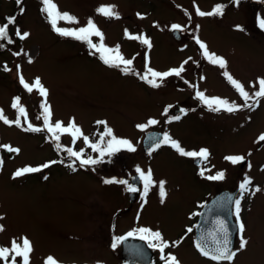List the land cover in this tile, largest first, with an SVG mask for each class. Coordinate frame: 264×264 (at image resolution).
<instances>
[{"label":"rangeland","instance_id":"1","mask_svg":"<svg viewBox=\"0 0 264 264\" xmlns=\"http://www.w3.org/2000/svg\"><path fill=\"white\" fill-rule=\"evenodd\" d=\"M177 1L185 4V10L195 14L189 18L188 12H182L183 8L169 4L168 0H54L61 12L78 20V23L60 21L59 27H84L92 19L104 33V43L110 48L119 46L126 59H133L132 67L141 75L149 67L163 72L184 59H205L196 42L182 47L172 36L171 26L185 21L191 22V27L210 52L227 61L226 69H222L218 65L211 68L205 60L196 78L193 77L194 66L189 64L192 79H176L154 88L139 75L124 74L120 68L104 64L99 53L93 54L94 50L85 42L59 35L41 11V0H23L22 5L17 4V0H0V24L9 17H16V23L9 26L14 43L0 41L4 44V48H0V109L9 120L17 119L18 112L12 104L19 96L27 110L28 121L42 129L39 132L24 131L27 122L23 117H20L22 127L0 121V145L20 149L19 153H7L0 147V158L3 159L0 168V225L4 228L0 232V246L11 247L13 240L20 242L27 237L33 246L31 264H45L48 256L54 257L59 264H118L121 245L118 244L115 251L109 247L110 216L115 214L117 217L116 232L127 226L128 232L148 228L150 224L158 225L160 220L146 216L145 210L142 212L143 202L134 208L127 204L122 211L117 210L128 203L125 185L105 184L104 174L127 180L137 167L140 168V163L144 164L155 156L159 157L155 167L160 179L166 181L165 190L168 192L173 186L178 189V195L165 197L163 202L156 194L149 200L150 206L155 203V208L150 211L162 217L163 223L169 215L177 219L184 211L182 207L204 197L207 187L203 180L199 182L195 178L193 160L180 155L173 147L145 155L142 142L146 129L141 130L138 125L147 124L149 116L159 114L160 108L176 106V101H192L193 85L204 90L208 97L216 95L243 105V99L223 73L229 72L250 93L257 91L259 78H264V37L262 41L257 37L264 36V32L257 29L255 18L248 12L249 7L254 9L257 4L253 6L247 0H239L237 8L229 9L223 15L203 17L196 14V6L207 8L213 0ZM101 5H115L119 18L98 14ZM21 7L24 9L22 14ZM209 8L213 9V5ZM241 9L243 15L239 14ZM17 28L21 33H29L28 37L18 40ZM126 31L146 36L152 47L149 49L141 41L129 39ZM183 41L189 42L187 37L180 42ZM93 42L99 43V38L93 37ZM5 65L11 71H5ZM20 74L29 83L40 78L48 89L46 101L51 106L53 123L60 121L67 126L74 119L91 142L99 140L106 127L111 128L116 137L130 140L136 151L121 148L103 158L98 153L100 163L82 167L77 162L75 170L69 167L72 161L59 163L60 150L52 143L51 134L43 123L41 104L45 98L35 89L28 93L19 82ZM38 116L41 118L37 119ZM187 116L185 121L181 120L182 125L179 121L175 126H169L175 127L173 132L186 151L208 149L212 174L216 175L222 167L226 169L223 180L206 183L212 185L213 191L221 187L240 188L246 178L251 179L252 190L261 189L255 195L244 193L242 199L239 189L245 214L243 236L248 244L243 250L239 247L232 262L222 264H264V142H258V137L264 134V98L254 110L243 107L238 113H214L200 107L191 116L195 119L206 116L212 122L195 125V129L188 127L191 118ZM98 121H104L106 125ZM166 124L164 115L156 125L165 128ZM108 139L110 137H104L105 143ZM63 140L68 147L83 150L84 158H93L94 151L82 138L73 143L72 137L65 134ZM227 156H244L247 163L233 164L225 159ZM51 161L57 163L40 173L14 178L18 169L38 167ZM167 200L180 204L181 208L172 213L175 205H164ZM165 227L168 234L176 232ZM180 246L181 264H217L200 258L188 241ZM185 251L191 255H186Z\"/></svg>","mask_w":264,"mask_h":264},{"label":"snow or ice","instance_id":"2","mask_svg":"<svg viewBox=\"0 0 264 264\" xmlns=\"http://www.w3.org/2000/svg\"><path fill=\"white\" fill-rule=\"evenodd\" d=\"M43 7L41 11L45 13L51 23L54 31H56L61 36H68L72 37L76 40H80L85 42L90 49L94 50L93 54L99 53V58L103 61L104 64L108 65L109 67L120 68L124 74H135L139 75L140 79L144 80L147 84L154 88H159L161 83L163 82L164 78L170 76L180 77L181 73L185 71L184 65L182 64L180 67L172 68L166 72L156 71L152 68H147V71L141 75L140 73H136L132 67L133 59H126L124 55L121 53L119 46L115 48H110L104 43V33L99 29L96 23L89 19L88 23L84 27L79 28H63L59 27L58 24L60 21H67L69 23H78V20L66 12H61L58 8V5L54 2V0H41ZM238 4L239 0H235ZM23 0H17V4L22 5ZM224 5H216L212 11L205 12L202 11L199 6H196V14L203 17V16H215V15H223ZM24 9L21 7L20 12L23 13ZM98 14L103 15L107 18H119V13L116 11L115 5H101L97 9ZM187 14V13H186ZM189 18L190 14H189ZM16 23V17L12 16L7 18L6 22L0 24V41L6 40L8 44L14 43L9 35V26L14 25ZM259 26L264 29V18L259 20ZM174 31L181 30L182 26L179 24H174L171 26ZM15 35L18 36L21 40L26 39L29 33L24 32L21 33L19 28L15 30ZM129 39L139 40L143 44L147 45L150 49L152 47L151 41L146 36L142 35H132L127 33ZM93 37L99 38V43L93 42ZM196 43L202 49V55L205 59H207L210 63L214 65H218L222 69H226L227 61L221 57L216 55L213 52H210L206 43L201 41L198 37L196 38ZM0 48H4V44H0ZM19 55V53H16ZM31 62V60L29 61ZM188 61H185L186 64ZM5 71H11L6 65L4 66ZM223 75L227 78L230 84L238 91L240 97L243 99L244 104L238 105L235 102H230L227 99L220 98V97H208L203 92L197 90L196 97L200 99L211 111L219 112L221 110L227 111L229 113L240 111L243 107H247L248 109L254 110L255 107L260 105V101L264 98V78H259L258 80V90L250 93L245 89V86L238 80H236L229 72L225 71ZM19 82L24 87V89L28 93H32L35 90H38L39 94L45 98V101L41 104L42 108V118L44 127L46 130L51 134V138L56 142V148L58 150H63L67 153L68 157L74 158L72 159V163L69 167L75 170V163L79 161V164L83 166L87 165H95L101 162V160L94 159L91 156L84 158V151H76L72 147H63L59 141L61 135L68 134L72 137L73 143L76 140L82 138L84 143L87 144L93 151L98 152L100 157L103 158L105 155H112L115 152L120 151L121 148H126L130 152L136 151L133 143L128 139L118 138L114 135L113 130L111 128L106 127L105 132L101 135L99 142L93 143L91 142L88 136L83 134L82 129L76 124L75 120L69 122L67 126L64 125L63 122L57 121L55 123L52 122V111L51 106L47 103L46 97L48 95V89L42 84L40 78H36L34 82L29 83L25 80L22 74L19 75ZM256 85H253L255 87ZM193 87H196L193 85ZM251 101V102H250ZM12 108L16 109L18 112L17 119L9 120L4 113L3 109H0V121H3L5 124H15L18 127H22V122L20 117H23L25 122H27V127L24 128V131H33L39 132L42 129L39 127H35L30 121H28V113L26 108L21 104V98L19 96L14 98V102L12 104ZM167 112V109L165 110ZM184 109H181V112H184ZM41 117L38 116L37 119ZM172 119L179 120L180 116H174ZM100 124H105L104 121H98ZM159 123V121L155 119H150L147 124L138 125L141 130L147 129L150 125H155ZM110 137L105 143L104 137ZM152 140V137H149ZM258 142H264V134H261L258 137ZM161 143L163 144H170L180 155L182 156H189V157H198L202 160H207L210 153L208 149H201L200 151H186L184 148L180 146V143L167 133L164 134L162 141L155 140L154 143L151 145L149 150V155L151 152L154 151L156 148H159ZM8 152L19 153V148H14L11 145H0ZM226 160L230 161L233 164L241 163L244 161V156H227L225 157ZM64 161L61 160L59 163H63ZM57 161H51L49 163H45L38 167L26 166L24 168L18 169L14 173L15 177L24 176L27 173H35L41 172L43 169L49 168L51 164H55ZM3 166V159L0 158V168ZM249 167L251 165L249 164ZM136 172L139 174V179L143 182V196L146 198L150 189L157 184V182L153 179V173L149 169L147 172L137 167ZM205 170L202 169L200 172L201 176H204ZM47 179V177H45ZM208 180H223L224 173L218 172L216 175H209L206 177ZM105 184H123L127 185V191L129 192H137L139 189L128 182L125 179H106L104 180ZM166 181H159V195L161 197V202L164 201V198L167 196V192L165 190ZM252 181L250 178H246L243 183L240 184L241 189V199L243 198L244 193L251 192L252 195H255L256 192L261 191L259 187H256L254 190L250 188ZM231 203L235 205V217L238 222V231L240 235V250H243L248 241L244 238L243 233L245 230L244 223L240 221V212H241V199H235L234 201L231 198H228ZM216 229L212 232L208 233L209 240H205L203 237L196 242V248L198 251L204 256L209 258L212 261L217 262V264H221V262L228 261L232 262L236 255L237 251L233 250L230 247L231 241L229 239L230 233L228 224L223 219L216 220ZM4 228L0 225V232H3ZM189 232L192 231L191 228L188 229ZM139 236L141 240H144L148 243V246L153 249H158L159 252L162 254L161 259L164 260L165 264H181L179 259L172 254H165V249L170 247L168 241H166L159 231H153L150 228L141 227L136 229L135 231L129 232L127 236H120L115 238V242L113 243L112 247H117L118 244L123 243L128 237L131 236ZM33 252L32 242L27 238L24 237L20 242L17 240H13L11 243V247H3L0 246V261H3V264H31V253ZM17 258H20L19 261ZM45 264H59L54 257L48 256L46 258Z\"/></svg>","mask_w":264,"mask_h":264},{"label":"flooded vegetation","instance_id":"3","mask_svg":"<svg viewBox=\"0 0 264 264\" xmlns=\"http://www.w3.org/2000/svg\"><path fill=\"white\" fill-rule=\"evenodd\" d=\"M251 5H256V8H252V7H249L248 9V12L250 13V16H253L255 18V25L257 26V29L259 30H262L264 32V29H262L260 26H259V20L260 18H264V0H247ZM169 4L173 3L174 6H176L177 8L178 7H181L183 8L181 11L182 12H188V14L190 15H194L195 13L191 12V10H185V4L184 3H179L177 0H168ZM185 2V1H183ZM212 2V3H211ZM209 4H208V7L207 8H200L202 11H205V12H209V11H212L214 9V7L216 5H224V11L223 13H227L229 11V9H231L232 11L237 8L236 5L237 3L235 2V0H213L211 1ZM213 5V9H210L209 6L210 5ZM239 12V10H237ZM143 12V11H142ZM243 12V9L240 10L239 14L240 15H243L242 14ZM145 13V12H144ZM179 25H181L183 27L182 31L179 33V34H176L175 31L173 29H171V34L172 36L176 39V41L178 42L177 44L184 47L186 45H189V44H192V42H196V38L198 37L197 33L193 30V28L191 27V22H181V23H177ZM253 34V33H252ZM254 35V34H253ZM185 37L188 38V41H183L184 43H181L180 41H182ZM262 37H257V38H260L261 41H262ZM199 38V37H198ZM180 43V44H179ZM192 60V61H191ZM207 60V59H203V58H197V59H194V58H190V59H184L180 64H178L177 66L176 65H171V67H169L168 69L166 70H163V72H166V71H169L170 69L172 68H177V67H180L182 64L184 65V68H185V71L183 73H181V76L180 77H176V76H170V77H166L164 78L163 82L161 83V85H163L165 82H171V81H174L176 79H183L184 81H189V77L192 79L191 75H190V71L188 69V66L189 64H192L194 66V74L195 76L193 77H197L199 74H198V69L199 67H201L203 65V62ZM185 61H188L186 64L184 63ZM208 61V60H207ZM209 62V61H208ZM210 65V67L212 68V66H214V64L212 63H208ZM190 75V76H189ZM194 78V79H195ZM193 79V80H194ZM198 89H196V87H193L192 91H193V99L192 101L190 102H187V101H183L182 103H180L179 101H176L175 105H172L170 108L169 106H166V107H163V108H160V110L157 112L159 114H156V115H150L149 116V120L150 119H155L157 121H161L162 119V116L165 115V121L167 122L165 128H161L159 126H157L156 124L151 126V127H148L145 131V133H147L149 130H162L164 131L165 133H167L169 136L172 137V139L176 140L179 142L178 140V136H176L173 132V129L175 127H172V126H175V123L177 122H181L182 121H185L186 119L184 118L185 116H187L188 118L190 117L191 118V122H189V125L188 127L189 128H196L197 126L195 125H209L211 124V120H207L206 116L205 117H201V119H195L193 118L192 113H194V111H196L198 108L200 107H203L206 109V111H210V112H214V113H225V114H228L229 112L227 111H224V110H221L219 112H216V111H211L207 105H205L200 99H198L196 97V91ZM203 93H205L204 90H199ZM211 97H213L211 95ZM216 97V95L214 96ZM184 109L185 111L184 112H181V109ZM167 109V112L165 111ZM239 111L237 112H233V113H238ZM190 115V116H189ZM174 116H180V119L179 120H175V119H172V117ZM213 116V115H212ZM186 117V118H187ZM216 119L217 117L214 116L213 117V121L216 122ZM179 122V123H180ZM207 122L209 124H207ZM169 124H172V126H169ZM179 125H182V122L179 124ZM178 125V126H179ZM177 126V127H178ZM164 147H171L170 144H163L161 143L160 147L159 148H156L154 151L151 152V155H153L155 152L159 151L160 149L164 148ZM145 151V150H144ZM145 155H149V151H145ZM98 152H95L94 151V159L98 158ZM145 157V156H144ZM148 157H153V156H148ZM184 157H187V156H184ZM158 158V159H157ZM191 160H193L191 163L193 165V168H194V173H195V178L201 182V180H203V182H205V188L207 187V189L205 190L204 192V197L199 199V200H196V201H193V202H189L187 203V206H184V207H180L179 205L180 204H173L174 202L173 201H165L163 204L164 205H175V207H172V213L174 212V210L178 207H180L181 209H184V211L182 213L179 214V217L177 219L174 220L173 217H171L168 213V215L170 216V222H168V219H169V216L167 218L166 221H164L165 225L170 229V232H173L172 230H176V232L174 233H171V234H168V231H167V228L165 227L163 221L161 219H163L162 217L160 218L155 216V212L153 211H150L151 209H154L155 208V203L153 206H150L149 204L151 203L149 200L156 195H159V187H158V182L161 181L160 177L158 176V173H157V170H156V163H158L159 161V157L155 156V158H152L151 160H147L145 161V163H140V169L144 170L145 172H147L149 169L152 171L153 173V179L157 182V184L155 186H153L149 193H148V196L145 198L143 196V182L139 179V178H134L133 176L135 174H138L137 172H135L131 177H129L127 180L130 184H132L133 186L137 187L139 189V191L133 193V192H129L127 191V185H125V191L127 193V197H128V203H126L124 206H121L120 209H118L117 207V210H121L128 204V206H132L133 208L136 207V206H139L142 204L143 202V209H142V212H145L147 213L146 216H151L153 219H156V220H160L158 222V225H154V224H150L148 226V228L152 229L153 231H159L162 233L164 239L166 241L169 242L170 244V247L165 249V254H172V255H175L180 261H181V252L179 250V248L181 247L180 245L183 244L184 242H189L190 246L192 247L193 251L196 253V254H199V257L202 258V259H205L206 261H209V262H214V263H217L215 261H212L210 260L209 258L207 257H204L199 251L198 249L196 248L195 246V240H196V236L198 234V231H197V223H198V220L200 218V215H201V212H202V209L204 207V205L206 204V202L208 200H210L216 193L222 191L223 189H226L225 188H220V189H217L216 191H213L212 190V185L210 186L209 184L211 183H215V182H218L219 180H208L206 179L207 176L209 175H215V174H212L211 173V169L209 170V162H208V159L207 160H202L201 158L199 159V162L197 163L196 161V158L197 157H187ZM156 159V160H154ZM226 167V166H225ZM204 169L205 170V173H204V176H201L200 175V172L201 170ZM226 169L225 168H220L219 172H223L224 173V176L226 175ZM104 180L106 179H113L114 178V175L112 174H104ZM134 181H137V182H133ZM134 183H138V185H135ZM206 183H209V184H206ZM177 188L175 186H173L171 188V190H169L167 192V196L166 197H172V195H178V192H177ZM183 192V191H182ZM183 197L185 195V193L182 194ZM239 198V195L237 196ZM144 199L148 200V201H144ZM171 199V198H170ZM169 199V200H170ZM157 204H159L157 202ZM171 213V214H172ZM221 212L218 210V211H213L211 212L210 214V219H213V220H217L218 216H220ZM145 216V217H146ZM244 212H243V209L241 208V212H240V221H242L244 223V226H245V220H244ZM233 217L236 219L235 217V205H233ZM110 230H111V233H110V249L112 251H115L116 247L113 248L112 245L113 243L115 242V238L116 237H120V236H127V234L129 233L127 231V228L128 226L125 228V229H122L121 231L119 232H116L117 231V228H118V223H117V217L115 216V214H112L110 216ZM148 220V219H147ZM237 220V219H236ZM168 222V223H167ZM191 228L192 231L189 232L188 229ZM172 229V230H171ZM210 231H211V227H210ZM110 232V231H109ZM240 233L239 231H237L236 233V239H235V244H234V248L233 250H236L237 253L239 251V247H240ZM137 237H139L137 235ZM121 245V243H120ZM152 251H148L146 252L145 254H142L140 257V259H132L131 255L132 256H137L138 254L137 253H134L131 251V255H129L128 257V261L129 262H132V261H138L140 260L141 261H145V264H165L164 260L161 259V253L159 252L158 249H153L151 248ZM186 252V255H191L190 252L188 251H185ZM180 256H179V255ZM192 257V256H191ZM194 259V258H193ZM97 262H99V260H96ZM104 261V260H103ZM103 263H106L105 261ZM222 263H229L228 261H224V262H221ZM118 264H123V258H122V251H121V256H120V259L118 260Z\"/></svg>","mask_w":264,"mask_h":264},{"label":"water","instance_id":"4","mask_svg":"<svg viewBox=\"0 0 264 264\" xmlns=\"http://www.w3.org/2000/svg\"><path fill=\"white\" fill-rule=\"evenodd\" d=\"M149 137H152L153 139L150 140ZM163 136L161 135V133H155V132H149L147 137L145 138L144 141V146L146 149H150L151 145L154 143L155 140H161L162 141ZM247 162V159H244V161H242V164H245ZM235 195H236V190L235 191H230V190H224L222 192H220L219 194H217L216 196H214L210 202L205 206L204 211L202 213V217L200 220V225L202 227V229H204V226L206 225L204 231L205 233H200V235L198 236V240H200L202 237L205 240H209L210 238L208 237V233H210V227L214 230L216 229L217 225L216 222H212V224H210L209 222L211 221L209 219L208 213L210 211H213L214 209H217L221 212V218L219 219H223L227 222L228 224V228H229V239L231 241L230 247L233 248L234 246V240H235V235L238 229L237 223L234 221L233 216H232V204L229 201V197L231 198L232 201H234L235 199ZM136 241V240H134ZM128 244V240L126 239L124 241V257H126V245ZM141 246L143 248H145L143 242L141 243Z\"/></svg>","mask_w":264,"mask_h":264}]
</instances>
